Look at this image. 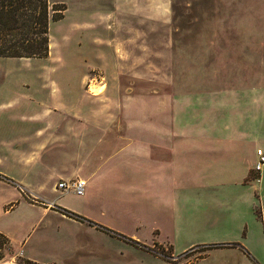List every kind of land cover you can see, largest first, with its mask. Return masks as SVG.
Returning <instances> with one entry per match:
<instances>
[{"label":"rangeland","instance_id":"rangeland-1","mask_svg":"<svg viewBox=\"0 0 264 264\" xmlns=\"http://www.w3.org/2000/svg\"><path fill=\"white\" fill-rule=\"evenodd\" d=\"M50 1L65 11L51 23L49 57L0 58L1 180L6 177L21 185L25 174L21 157L29 152L21 147V125L32 121L36 113L28 106L53 102L60 93L70 103L89 102L99 108L91 111V117L105 113L121 118H178L179 98H194L193 93L199 97L198 108L206 111L201 112L202 118L210 117L211 102L242 98L264 104V0ZM153 98L170 103L162 107ZM102 104H110V110L103 111ZM256 149V143L251 145L248 163L255 179L259 177ZM240 177L234 174V185ZM261 182L212 192L216 198L202 199L201 207L207 206L201 208V218L194 222V216L190 217L180 235L142 228L135 238L91 236L86 240L89 248L98 242L104 249V256L91 260L100 264H264V168ZM16 198L13 189L0 183L1 230H18L12 221L21 218L20 211L8 218L2 215L4 203ZM64 204L89 207L69 195ZM214 204L222 205L217 213ZM24 220L27 224V213ZM37 229L35 238L67 237L78 230L58 217L45 218ZM14 255L10 246L0 250L3 259Z\"/></svg>","mask_w":264,"mask_h":264},{"label":"crops","instance_id":"crops-1","mask_svg":"<svg viewBox=\"0 0 264 264\" xmlns=\"http://www.w3.org/2000/svg\"><path fill=\"white\" fill-rule=\"evenodd\" d=\"M191 95L195 97L179 98L178 118H121L105 113L91 117V111L99 108L89 102L70 103L61 93L53 102L29 105L36 113L21 125V147L29 148L21 157L25 172L21 185L0 179L17 195L4 203L2 215L8 218L20 211L22 218L12 221L17 231L0 229L15 254L0 264H22L20 259L32 264H100L91 259L104 256V249L98 242L89 248L86 240L121 238L114 233L135 238L142 228L180 235L190 217L194 222L201 218V208L207 206L201 207L202 199L216 198L212 192L246 187L252 181L261 184L262 172H256L255 179L248 163L251 145L264 150V114H260L264 104L242 98L211 102L210 117L202 118L206 111L198 108L199 97ZM151 101L161 102L162 107L169 102ZM110 106L102 104V110ZM234 174L241 176L236 185ZM73 180L86 182L82 196L58 192V183ZM54 193L60 197L54 198ZM68 195L88 209L65 205ZM220 206L213 205L216 213ZM48 217H58L78 230L67 237L35 238L39 223Z\"/></svg>","mask_w":264,"mask_h":264},{"label":"trees","instance_id":"trees-1","mask_svg":"<svg viewBox=\"0 0 264 264\" xmlns=\"http://www.w3.org/2000/svg\"><path fill=\"white\" fill-rule=\"evenodd\" d=\"M64 11L50 0H0V58H48L51 23L60 20ZM8 246V238L0 234V250Z\"/></svg>","mask_w":264,"mask_h":264},{"label":"built area","instance_id":"built-area-1","mask_svg":"<svg viewBox=\"0 0 264 264\" xmlns=\"http://www.w3.org/2000/svg\"><path fill=\"white\" fill-rule=\"evenodd\" d=\"M258 162L255 166V172L261 173L264 168V151H257ZM86 188V182L83 180H73L71 182H61L57 185V189L63 190L65 193L73 192L77 196H82Z\"/></svg>","mask_w":264,"mask_h":264}]
</instances>
